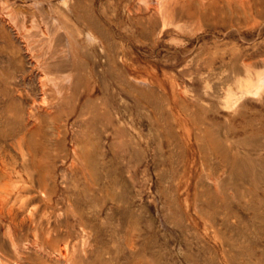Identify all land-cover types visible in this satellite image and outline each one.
I'll return each instance as SVG.
<instances>
[{
    "label": "rangeland",
    "instance_id": "obj_1",
    "mask_svg": "<svg viewBox=\"0 0 264 264\" xmlns=\"http://www.w3.org/2000/svg\"><path fill=\"white\" fill-rule=\"evenodd\" d=\"M256 6L231 31L197 29L189 57H175L168 36L155 54L138 45L122 75L99 65L91 97L84 72L51 116L44 101L56 97L42 95L29 57L0 56V132L17 134L36 99L38 117L26 128L33 152L43 154L55 214L68 219L76 264H264V0ZM13 48L0 39V50ZM186 61L212 71L178 73ZM80 213L85 229L75 220ZM2 232L0 225L4 259L59 263L34 249L18 258ZM30 232L16 230L21 243Z\"/></svg>",
    "mask_w": 264,
    "mask_h": 264
},
{
    "label": "bare ground",
    "instance_id": "obj_2",
    "mask_svg": "<svg viewBox=\"0 0 264 264\" xmlns=\"http://www.w3.org/2000/svg\"><path fill=\"white\" fill-rule=\"evenodd\" d=\"M17 1L0 0V39L14 46L11 50H0V56L4 57L5 55L10 60H14L15 57L23 59L24 55L29 57L30 74L37 77V73L42 78L41 83L39 82L42 95L49 96L52 91L57 99L53 96L54 102L47 100V97L45 98L44 104L47 102L48 105L44 109L49 115L55 110L50 108H53L52 106L56 102L66 100L69 93L72 94L77 89L79 79L84 72L87 78L90 79L87 92L91 97L95 80H97L96 77H98L100 71H103L98 69L99 65L106 63L107 67L110 65L108 71L117 73V76L122 75L124 74V66H129L128 61L138 45L141 48L150 50L151 53L153 49L169 43L166 39L168 36L173 38L171 43L175 44L176 56H174L177 58L179 56L182 58L189 57L196 52H193L194 49L190 46L193 44L192 38L197 29L231 31L235 23L242 19L241 16L251 18L255 13L254 8L258 4V0H24L23 2L26 5L22 6L18 5ZM16 42L18 43L16 44ZM153 52L156 53L155 50ZM197 54V56H201L200 51ZM142 55L146 54L142 53ZM188 63L186 66L180 67L178 73L193 75L212 71L208 67L191 68ZM48 74H56V76L48 80ZM30 81L32 82V80ZM22 82L24 83V81ZM31 82L29 83L30 86L33 84ZM23 91L27 92L26 90ZM32 98L34 99V96ZM40 99L42 101V97ZM35 102L36 99L33 100L28 109L25 108L27 115H23L27 116L25 118L27 122L25 126L21 124L25 119L20 122L21 128L16 130L17 134L7 131L0 132V225L6 231L5 234L2 233L6 236L12 253L17 256L20 255L18 257L20 259H22L21 257H23L25 251L34 249L44 257L54 259L55 262L57 260L59 263L76 264V247L71 248L73 240L70 237L71 230L65 228L64 223L68 219L62 217V211V213L57 212L58 214H55L57 204L55 203V206L51 203L52 199L49 197L45 180L41 174L44 166L43 154L42 157L36 156L39 152L37 149L35 150L36 153L33 152L34 148H32V142L29 139L30 136H28L32 126L30 128L26 127L31 124H28L29 121L36 120L32 118L37 116L35 110H37L36 105L38 103L35 105ZM28 103L27 105H29ZM81 103L78 97L75 108L80 106ZM17 107L18 105L15 109ZM54 108L56 107L54 106ZM66 108L68 107L66 106ZM15 111H11V113ZM56 117L54 115L55 119ZM58 119L60 120L59 117ZM23 127L26 129H23ZM53 217L56 218L52 219ZM83 218L80 213L75 220H77L79 227L85 229ZM188 223L190 222L184 224ZM192 225L190 224V227ZM25 227L32 229V232L21 243L16 230ZM216 228H214L215 234H217ZM65 232L68 237H64ZM222 239L220 240L222 241ZM3 242L1 244L6 246V241ZM3 249L0 246V252ZM224 250L223 252H225ZM29 253L31 254L30 251ZM42 261L44 260L42 259ZM26 262L29 263L28 260ZM0 264H14V262L0 256Z\"/></svg>",
    "mask_w": 264,
    "mask_h": 264
}]
</instances>
